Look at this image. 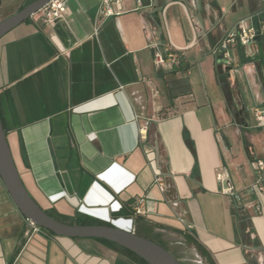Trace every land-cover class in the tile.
<instances>
[{
	"label": "crops",
	"instance_id": "1",
	"mask_svg": "<svg viewBox=\"0 0 264 264\" xmlns=\"http://www.w3.org/2000/svg\"><path fill=\"white\" fill-rule=\"evenodd\" d=\"M31 1L0 0V20ZM237 1L226 21L220 0H123V12L99 26L100 0H67L62 18L35 15L0 37V117L41 208L66 222L83 215L133 228L181 262L204 263L192 246L187 256V234L214 264H264V182L255 185L250 164L264 159V129L252 115L257 102L249 112L243 96L253 87L264 106L259 56L231 72L211 53L239 18L264 24V0ZM153 41L184 50L187 71L156 66ZM236 80L239 91L228 88ZM141 200L143 215H118ZM0 264L138 263L95 238L32 232L0 179Z\"/></svg>",
	"mask_w": 264,
	"mask_h": 264
},
{
	"label": "water",
	"instance_id": "2",
	"mask_svg": "<svg viewBox=\"0 0 264 264\" xmlns=\"http://www.w3.org/2000/svg\"><path fill=\"white\" fill-rule=\"evenodd\" d=\"M50 0H33L0 20V37L32 17ZM262 40V35H256ZM217 68L222 67V56L217 58ZM228 70V69H227ZM233 108V106H232ZM0 179L11 201L26 219L58 236L70 238H98L123 247L147 264H182L170 251L157 242L130 230L112 224H70L49 215L31 196L24 185L9 148L6 130L0 117Z\"/></svg>",
	"mask_w": 264,
	"mask_h": 264
},
{
	"label": "built area",
	"instance_id": "3",
	"mask_svg": "<svg viewBox=\"0 0 264 264\" xmlns=\"http://www.w3.org/2000/svg\"><path fill=\"white\" fill-rule=\"evenodd\" d=\"M139 2V0H137ZM67 8V0H50L44 7L35 13L44 24H50L58 18H62ZM123 12V0H100L96 8V19L99 20V26L103 21L110 17H117ZM32 16V17H33ZM98 26V27H99ZM96 27L95 32H97ZM264 31V24L256 26L253 22V15H247L239 18L218 41L216 46L211 50V53L218 57L222 56V65L228 68L231 72H237L240 68L239 55L235 49L239 48V53L244 58L252 59L258 54L257 34H262ZM153 49V61L156 66L168 62L171 66L176 67L185 59V51L178 50L170 47L168 44L159 43L156 41L151 42ZM187 71V70H186ZM157 94V91H153ZM253 115L258 126L264 129V106L263 104H255L252 109ZM149 125V121L145 122V127ZM253 170L256 172L257 178L255 185L263 190L264 182V159L256 158L250 162ZM219 181L225 180L223 173L217 174ZM155 182L160 186L161 190L165 191L168 187L164 184L163 178L160 173L155 177ZM225 194H229L234 201L239 199L238 194L232 191L231 187L226 186L223 189ZM177 205V202H175ZM134 213L136 215H143L145 213L143 201H139L135 207ZM178 216L183 221L182 213ZM26 224L32 232H39L42 229L35 225L31 220L26 219ZM188 229L190 225H187ZM134 232V229H130Z\"/></svg>",
	"mask_w": 264,
	"mask_h": 264
},
{
	"label": "trees",
	"instance_id": "4",
	"mask_svg": "<svg viewBox=\"0 0 264 264\" xmlns=\"http://www.w3.org/2000/svg\"><path fill=\"white\" fill-rule=\"evenodd\" d=\"M240 59H241L242 63L246 62V61H250V59L244 58L242 55H240ZM188 68H189V63H188V61L184 60L178 66L175 67L174 71H186ZM188 144L191 147V144L189 142H188ZM244 145H245V149H246L247 154L250 155L249 143L247 141H244ZM45 211L49 215L53 216L54 218H56V219H58V220H60L62 222H66V221L62 220L61 218H59V216H56L53 213H51L50 211H48V210H45ZM133 213H134V211L131 210L130 208H123L122 210L119 211L118 215L123 216V217H128V216L133 215ZM242 218L243 217L239 214V220L241 222V225L243 223V221H242L243 219ZM66 223H70V224H109V223H104V222H101V221H97V220H95L93 218L86 217V216H83V215H80L76 219H74V220H72L70 222H66ZM41 229L45 230L43 228H41ZM45 231L50 232L51 234H53L51 231H48V230H45ZM135 233L139 234V235H142L137 230L135 231ZM142 236L157 242L158 244H160L161 246L166 248L168 251H170L166 247V245L164 243H162L159 239H153L152 237L146 236V235H142ZM95 239H97V240L103 242L104 244H106V245H108V246H110V247H112L114 249H117V250L125 253L126 255L132 257L138 264H147L142 258L138 257L137 255H135L134 253L130 252L129 250H127V249H125L123 247H120V246H118V245H116V244H114V243H112L110 241L104 240V239H98V238H95ZM184 239H185V243L187 244L188 247L192 246V247L195 248V251L202 258L204 263H206V264H214L212 259L208 256V253L206 252L205 248L195 238H193L190 235L184 234ZM17 251H18V248L16 249V252ZM182 264H184V263H182Z\"/></svg>",
	"mask_w": 264,
	"mask_h": 264
},
{
	"label": "rangeland",
	"instance_id": "5",
	"mask_svg": "<svg viewBox=\"0 0 264 264\" xmlns=\"http://www.w3.org/2000/svg\"><path fill=\"white\" fill-rule=\"evenodd\" d=\"M220 3L222 4V5H224L225 7H226V12H225V16H226V21L228 20V19H230V17L232 16V12H233V6L235 5V7L237 8V10H238V1L237 0H220ZM238 74V73H237ZM232 78V77H231ZM233 80V79H232ZM254 80H255V83L256 84H258V82H257V80H256V78H255V76H254ZM232 82V81H231ZM229 84H230V82H229ZM233 84V83H232ZM259 85V84H258ZM233 86V87H232ZM251 87H252V85H251ZM229 89H231V88H235V89H237L238 91H239V85H238V81L236 80L235 81V85L233 84V85H231V87H230V85H229V87H228ZM252 91L250 92L249 91V89H247V87L245 86V88L243 89V96H244V98H245V104H246V106H247V109H248V111L250 112V109L253 107V101L255 100L257 103L256 104H260V101H261V93L259 94V90H255L253 87H252ZM252 93V94H251ZM252 95V96H251ZM231 96V94H227V97H228V107L230 108L231 106V104L229 103L230 102V100H229V97ZM239 103H241V102H239ZM232 108V107H231ZM253 115V114H252ZM235 116H238L239 117V115H235ZM251 119H252V117H251ZM253 120V119H252ZM256 121V120H255ZM253 122H254V120H253ZM180 248V247H179ZM181 249V248H180ZM184 249H187L186 250V254H187V256L188 257H190V255L191 256H194L193 254H195V252L191 249L190 251H191V253H190V251H189V249H190V247H187V246H184ZM173 250V249H172ZM194 260H195V262H193V261H186V260H182V262L183 263H191V264H204V263H202V262H200V260H199V258H197L196 256H194Z\"/></svg>",
	"mask_w": 264,
	"mask_h": 264
},
{
	"label": "flooded vegetation",
	"instance_id": "6",
	"mask_svg": "<svg viewBox=\"0 0 264 264\" xmlns=\"http://www.w3.org/2000/svg\"><path fill=\"white\" fill-rule=\"evenodd\" d=\"M257 56H259L256 61L257 74L262 86L264 87V45L262 46V48H259ZM229 94H231V96L229 97L230 100L229 103L231 104L230 106L232 107L233 106L232 100L234 98V95L232 91Z\"/></svg>",
	"mask_w": 264,
	"mask_h": 264
}]
</instances>
